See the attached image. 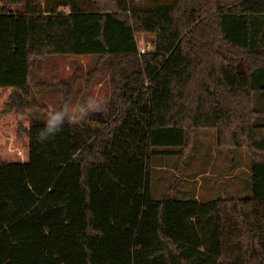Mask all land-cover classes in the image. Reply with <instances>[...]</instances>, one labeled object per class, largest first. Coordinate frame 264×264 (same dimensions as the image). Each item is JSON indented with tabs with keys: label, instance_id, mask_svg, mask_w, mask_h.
<instances>
[{
	"label": "trees",
	"instance_id": "obj_1",
	"mask_svg": "<svg viewBox=\"0 0 264 264\" xmlns=\"http://www.w3.org/2000/svg\"><path fill=\"white\" fill-rule=\"evenodd\" d=\"M139 1L0 0V264H264V0ZM49 55L108 59L109 110L41 142ZM203 128L247 149L251 197L154 198V161L182 171Z\"/></svg>",
	"mask_w": 264,
	"mask_h": 264
},
{
	"label": "rangeland",
	"instance_id": "obj_2",
	"mask_svg": "<svg viewBox=\"0 0 264 264\" xmlns=\"http://www.w3.org/2000/svg\"><path fill=\"white\" fill-rule=\"evenodd\" d=\"M139 2H144V0ZM137 38L140 50L147 45L146 51L153 49L152 35L142 33L138 34ZM98 61L99 57L95 55H49L42 59H36L32 68L33 76L37 84L41 82L52 84V82L70 80L73 96L69 100L78 96L81 103L84 104L90 96H97L96 98L103 101L102 112L107 114L110 74L108 59L101 61L98 73L89 76V72L95 68ZM99 84H101L100 87L92 92V88ZM63 91L62 86L48 90L32 87L31 103L34 122L43 123L51 111L60 110L65 105L75 106L69 101L63 105ZM253 107L261 112L256 123L264 125V91L254 92ZM68 121L77 124L89 123L87 116L78 119L68 118ZM183 160L182 171L179 170V160L176 157H162L154 161L151 178L154 198H164L168 188L178 177L183 181V183L180 182V187L175 192V197L178 199L188 197L206 202L227 195L251 197L252 173L247 149L245 147H219L215 129L195 130L193 147ZM231 173H234L233 178L230 181H224L223 176ZM197 180L200 181V186H198Z\"/></svg>",
	"mask_w": 264,
	"mask_h": 264
},
{
	"label": "clouds",
	"instance_id": "obj_3",
	"mask_svg": "<svg viewBox=\"0 0 264 264\" xmlns=\"http://www.w3.org/2000/svg\"><path fill=\"white\" fill-rule=\"evenodd\" d=\"M103 101L96 97H89L84 104L70 106L65 105L60 110H53L43 122L42 130L39 133V140L45 142L61 131L68 118L78 119L87 116L92 112L102 111Z\"/></svg>",
	"mask_w": 264,
	"mask_h": 264
},
{
	"label": "crops",
	"instance_id": "obj_4",
	"mask_svg": "<svg viewBox=\"0 0 264 264\" xmlns=\"http://www.w3.org/2000/svg\"><path fill=\"white\" fill-rule=\"evenodd\" d=\"M70 83V86H71V81L70 80H64V81H58L57 83H59L61 86H62V88L64 89V99L66 98V97H69V95H66V93L65 92H69L68 90H66V86H65V84L66 83ZM42 84H44V85H50V83H45V82H41ZM52 84H55V83H53L52 82ZM100 85L101 84H99L98 86L97 85H95L93 88H92V92H95V90L98 88V87H100ZM54 89V88H53ZM44 90H48V89H44ZM109 91H110V87H109ZM71 93H73L72 92V90L70 91ZM75 93H76V91H75ZM97 93V92H96ZM72 95V94H71ZM73 96V95H72ZM72 96H71V98H72ZM91 97V96H90ZM94 97H97V96H94ZM70 98V99H71ZM64 99H63V102H64ZM69 101V103L70 102H72L74 105H80V104H82L81 103V101H80V99H79V97L78 96H75L72 100H68ZM67 101V102H68ZM67 102L65 103V104H67ZM86 102V101H85ZM107 103L109 104V95H108V100H107ZM64 103H63V105H65ZM109 107V106H108ZM234 173H231V174H229V175H227V176H223V180L224 181H230L232 178H233V175ZM228 179V180H227ZM198 181V186H200L201 185V183H200V181L199 180H197Z\"/></svg>",
	"mask_w": 264,
	"mask_h": 264
},
{
	"label": "built area",
	"instance_id": "obj_5",
	"mask_svg": "<svg viewBox=\"0 0 264 264\" xmlns=\"http://www.w3.org/2000/svg\"><path fill=\"white\" fill-rule=\"evenodd\" d=\"M147 49H148V45L145 46V47H143V48L140 50V52H141V53H144Z\"/></svg>",
	"mask_w": 264,
	"mask_h": 264
}]
</instances>
